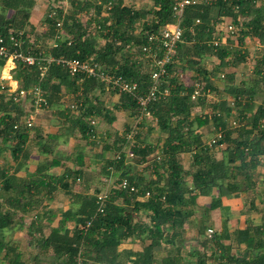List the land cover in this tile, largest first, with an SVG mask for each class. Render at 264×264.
Listing matches in <instances>:
<instances>
[{"label":"trees","instance_id":"1","mask_svg":"<svg viewBox=\"0 0 264 264\" xmlns=\"http://www.w3.org/2000/svg\"><path fill=\"white\" fill-rule=\"evenodd\" d=\"M47 1L49 12L43 20L45 33L39 37L30 23L36 0H0V37L9 49L8 54L16 50L26 54L45 50L47 53L44 56L56 60L86 61L98 65L108 74L121 75L137 82L140 87L135 93L138 95L149 92L150 67L145 71L141 48L145 44L146 32H156L160 27L174 23L173 6L176 0H151L153 5L149 10L135 9L125 5L124 0ZM63 1H67L70 11L65 10ZM235 4L239 7L237 12L222 0L213 6L196 5L185 9L182 18L184 39L178 46L175 63L169 67L164 87H160L167 89L169 95L149 104L154 118L151 121L154 123L149 125L148 119L143 118L137 125V135L133 141L127 135L136 125L141 112L133 93L121 92L118 87H106V84L94 78L71 76L63 65L56 62L50 65L43 78L37 64L16 62V68L12 71L13 80L19 83L20 89L39 86L49 108L60 103L62 88L71 91L73 99L68 110L74 115L73 129L81 134L82 140L95 142L97 139L96 125H92V121L100 118L112 124L116 120L115 112L120 108L129 112L134 118L133 124L127 127L124 135L115 138L118 155L105 168L129 171L133 164L148 163L149 156L160 150L153 159L154 166L152 163L150 165L156 168L157 176L163 177L166 182V188H159L153 182L141 186L128 176L110 191L101 189L92 195H80V206L63 213L59 227L51 228L50 235L42 237L36 234L45 227L44 213H47L48 205H44L43 197L53 195L58 185L67 190L72 186L69 180L71 184H77L80 178H84V150L79 147L74 152L78 153L77 169L68 170L59 177L49 171L60 166L65 159L60 154L56 155L53 163L48 160L42 162L37 173L27 175L25 179H19L16 173L8 174L9 165H0V230L22 224L26 216L32 219L29 225L31 245L43 248L31 257L32 264H79L77 258L80 254L83 259L81 264H155L154 249L163 240L169 239L165 227L169 225L175 230L183 227L180 220L185 215L182 207L189 190V176H192L195 186L189 197L192 202L196 197L195 190L198 194H207L212 186L222 185L225 181L228 182L227 189L222 194H237L254 188L251 186L258 180L259 168L264 167V99L258 104L254 102L259 93L264 95V55L255 68V80L248 84L240 80L239 72L226 74L230 66L244 63L245 57L239 52L238 57L234 58L233 52L225 47L215 48L212 42L215 25L222 18L236 22L251 15H254L253 18L246 24L250 28L248 34L264 42V7H257L248 0H239ZM84 13L90 14L86 20L82 18ZM13 35L20 39L19 47L10 42L9 38ZM36 38L41 42L52 39L53 45L41 44L40 49L36 41L33 42ZM212 59L219 64L215 63L209 68ZM6 62L7 57H0V72ZM186 72L194 73L192 84H186L178 76ZM222 81H226L223 91L234 98L232 105L224 98L217 104L212 103L214 100L208 101L212 94L218 96L221 92L215 83ZM195 83L203 87H199L200 96L193 99L197 89ZM2 88L0 158L2 146L8 144L16 158L18 153L24 151L29 134L34 130V126L29 127L25 122L32 111L8 100V87ZM107 88L111 96L120 95L119 102L111 108L101 100ZM33 104L31 101V110ZM74 104H77L76 110L71 108ZM197 108L203 111L209 109L211 113L197 115ZM210 124L219 128L216 142L212 144L206 143L202 134ZM144 128L148 134H164L167 137L160 138L155 146L149 144L143 147V134L140 132ZM109 143L105 144L108 149L112 148ZM222 144L230 146L226 155L217 159L213 148ZM188 153L193 154V167L186 171L179 156ZM124 180L135 185L139 192L134 194L124 190L121 187ZM103 193H108L109 200L104 213H99L97 199ZM146 193H149L148 197ZM139 196H145V200L140 201ZM92 217L95 219L86 230L66 228L70 222L81 227ZM52 220L53 214L48 221ZM235 235L236 242H245L248 249H264V223L253 233L247 230L238 231ZM135 238L151 243L143 253H127L126 257L116 254L123 243ZM260 252L252 253V258L242 264H264V253ZM3 254L5 259L1 258ZM0 264L27 262L18 249L0 241Z\"/></svg>","mask_w":264,"mask_h":264},{"label":"crops","instance_id":"2","mask_svg":"<svg viewBox=\"0 0 264 264\" xmlns=\"http://www.w3.org/2000/svg\"><path fill=\"white\" fill-rule=\"evenodd\" d=\"M36 2V6L32 11L30 23L36 29L38 36L41 37L42 34L45 33L43 20L45 15L49 12V3L47 1L43 9V3H40L42 0H36ZM63 2L65 3V10L70 11L71 8L67 1ZM124 2L125 5L134 7L135 9L140 8L134 6L133 3H127V0H124ZM82 15L88 19L90 14L84 13ZM227 19L228 18H226V21H228ZM251 19L249 17L245 25L249 23ZM222 21L223 20L220 22ZM217 25L218 23L215 25L214 33L216 32ZM249 32L250 28L246 27L238 39H228L225 44L222 45V47H225L227 50L233 53L238 51L240 55L245 57V64L241 63L236 67L230 66L226 74L238 72V69H241V67L243 68V65L250 68L249 65H251V62L259 64L262 60L264 48H261V46H264V42L259 37H252V35L248 34ZM34 41H36V46L39 48L41 44L53 45L52 39L41 42L39 38H36L33 39V42ZM42 51L44 55L47 53L45 50ZM211 61L219 64L215 59ZM8 63H10L9 67ZM15 68L16 64L7 60L0 72V80H2L0 88L3 89L2 87H8L7 92H9V90L14 92L17 88H20L19 83L12 78V71ZM5 70L8 71L6 75ZM250 72L249 74L253 76L251 80H255V70H251ZM1 73L3 74L2 76ZM189 73L195 76L193 72ZM221 74L225 73L222 72ZM242 76L243 73H240V80L247 81L248 84L251 82V80H246V78ZM180 79L183 80V74H181ZM225 82L215 83L217 87H220L219 89L221 92L217 94L218 96H216V93L212 94L208 101L214 100L212 103L217 104L221 98H224L230 105L234 103V98L223 91L226 87ZM7 94L9 100L10 94ZM61 96L63 97L60 103L50 108L37 109L33 104L34 108L31 110V99H23L18 103L23 108L32 111L30 116L34 118V130L29 134V140L24 146V151L18 153L16 158H14L13 151L10 150L9 144L2 146L3 152L2 158H0L2 159V164L0 163L2 167L6 164L9 165L7 166L10 167L7 170L8 174L12 175L16 173L19 179H25L27 175L36 174L42 162L48 160V162L53 163L52 161L57 157L56 155L60 154L61 158L64 157L65 159L62 160L60 166L51 168L49 171L53 176L59 177L68 170L77 169L76 160L78 158V153L74 154V152L76 148L79 147L84 150V178H80L77 184H71L69 180L70 185H72L70 189L68 188L69 190H64L62 186L58 185L57 191L53 195L43 197L44 205H48L47 213H44V215L46 214V218L43 222L45 227L42 232L36 234V236L41 235L42 237H48L51 228L59 227L63 218V213L80 206L81 202L78 201L80 195H92L96 190L100 191L101 189L110 191L111 188H115L118 185L121 179L127 178L128 176L133 178L134 181L139 182V184L141 183V186L153 182L159 188H166V182L163 180V177L157 176L156 168L153 167L154 165L152 163L154 161L153 159L159 155L160 150H156L149 156L148 163L133 164L129 171L124 169L117 171L110 167L105 168L108 166L109 162L114 160L116 155H118L115 138L124 135L127 127L133 124L134 118L129 112L120 108V110L115 112L116 120L112 124L100 118L96 119L95 127L98 134L97 139L95 142L91 140H82L81 134L73 129L72 118L74 115L68 110L70 109V102L73 99V95L71 91L68 92L66 88H62ZM262 99H264V95L259 93L254 99L255 104L260 103ZM101 100L111 108L113 104L119 102L120 95L111 96L107 88V90L102 93ZM210 113L209 109L205 111L201 108L196 109L197 115ZM233 114L237 113L234 112ZM203 130H205L202 131L203 140L206 143L212 144L213 140L217 139V131H219V128L210 124L209 127H205ZM140 133L141 135L143 134V147L149 144L155 146L160 138L167 137L164 134H148L146 128L142 129ZM109 142L112 144V148L110 149L105 145ZM160 144L162 145V142H160ZM45 146H47V148ZM229 146V144L216 146L213 148V154L217 159H221L226 155ZM262 158H264V156ZM179 159L186 171H189L193 167V154H181ZM258 173L257 182L253 183L254 185L251 186L254 188H250L246 192L230 195L222 194V192L227 189L228 182L225 181L221 183L222 185L216 184L217 186H212L210 192L207 194H198L199 192L195 190L194 194L196 197L193 202L189 197L191 191L195 189V186L192 176H189L187 178L189 190L185 194L186 202L182 207V211L185 212V215L180 220L183 227L177 230L171 229L169 225L165 227L169 239L166 238L165 241L163 240V242L154 249L155 264H166L167 262L172 264H242L252 258V253L258 251L264 253V249H248L245 242H236L235 235L238 231L245 232L248 230L250 233H253L257 228L262 227L264 223V167L259 168ZM143 197L145 196H139V200L144 201L145 198ZM52 214L53 220L49 222L48 219ZM23 219L24 222H22V224H16L9 229L0 230V241L9 243L12 247L18 249L23 254L24 261H26L27 264H32L31 257L37 255L43 248L36 246V244L31 245L30 241L32 238L29 233V225L32 219L27 216ZM66 228L77 230L80 229V225L70 222L67 224ZM209 230H213L211 236L209 235ZM242 238L245 239L244 237ZM150 243L149 240L142 241L135 238L123 243L119 249L116 250V254L118 253L120 256L126 257L127 253H143L145 250L144 248ZM2 246L4 245L2 244ZM1 258L5 259L4 254ZM3 259L1 260L3 261ZM130 259L133 258L130 257Z\"/></svg>","mask_w":264,"mask_h":264},{"label":"built area","instance_id":"3","mask_svg":"<svg viewBox=\"0 0 264 264\" xmlns=\"http://www.w3.org/2000/svg\"><path fill=\"white\" fill-rule=\"evenodd\" d=\"M219 0H176L173 6V19L174 23L164 25L160 27V30L156 32H146V40L145 44L141 48L142 58L141 60H145L148 62L150 67V77H149V92L144 95H138L135 93L137 91V87H140L139 84L135 81H130L124 78L121 75H111L104 71H102L98 65L90 64L86 61L80 60H65L60 59L56 60L53 57H45L43 53H33L29 51L26 53H21L19 51H15L12 54H8V47L5 45V41L0 37V57H7L9 62H22L28 65L37 64L39 66L41 78H43L50 65L53 63H58L64 66V68L68 71L71 76L82 75L88 78H94L102 83L106 84L108 87H118L121 92H129L133 93L134 97L137 99V103L141 108L140 118H138L136 125L133 127L131 132L127 135L130 141H133L135 136L137 135V125L143 118L154 120L152 114L149 111V104L151 102H155L161 98H165L169 95V91L167 89L163 90L160 87H164L165 79L169 75V67L173 63H175L177 59V50L180 43L183 42L184 39V28L182 27V18L184 11L189 6L196 5H209L213 6L218 3ZM226 4L232 5L234 7L235 12L239 10V7L235 4L239 0H222ZM255 4V6L264 7V0H248ZM222 22H219L216 27V32L213 35V45L215 48L222 47L225 44L226 40L233 39L236 40L241 36L243 30L246 29L245 21L246 19L240 18L236 22L235 21H226L225 18L222 19ZM199 23V21H197ZM60 26V24H58ZM10 42L15 47L20 46V39L15 35L10 36ZM264 48V46H261ZM180 77L181 74L179 73ZM224 77V75H222ZM31 89H20L17 88L14 92L9 90L10 99L18 104L23 99H31L34 103V106L37 109L47 108L45 99L43 98V92L39 88V86H33ZM194 87H197L192 98L200 96L201 92L199 87H203L201 84L196 83ZM209 95V94H208ZM73 110L77 109V104H74L71 107ZM32 116L26 119V124L29 127L33 126ZM92 125H96L95 121L91 122ZM214 140L212 143H215ZM133 157V154H130ZM121 187L124 190H129L131 193L137 194L139 189L135 185H130L127 180L122 182ZM146 197L149 196V193H146ZM109 200L108 193H103L98 196L97 205L99 213H104L106 203ZM95 217H92L87 221L86 224L80 227L81 230L88 229L92 221ZM213 234V230H209V235ZM81 254L77 258V262L79 264L82 263Z\"/></svg>","mask_w":264,"mask_h":264},{"label":"rangeland","instance_id":"4","mask_svg":"<svg viewBox=\"0 0 264 264\" xmlns=\"http://www.w3.org/2000/svg\"><path fill=\"white\" fill-rule=\"evenodd\" d=\"M46 2H47V0H42V2H40V3H43V9H44V4H46ZM127 3H129V4H134V6H136V7H140L139 9H142V8H144L145 10H149V9H151V7H152V5H153V1H151V0H127ZM40 10V9H39ZM252 16L253 15H251L250 16V19L252 18ZM83 18V20H86L87 18L85 17V16H83L82 17ZM244 19H246L245 21H248V18H244ZM238 51H235L234 52V54H235V56H234V58H236V57H238ZM215 63L216 62H209V64H208V67L209 68H212L214 65H215ZM144 64H145V67H144V69H145V71H148L149 70V64H148V62H144ZM245 64V63H244ZM206 65H207V63H206ZM250 66V68H248V66H246V65H243V68L241 67V69H238L239 71V74L240 73H243V78H246V80H251L252 79V75H250L249 73H251L250 71L252 70V71H254L255 70V68H256V66H257V64H256V62H251V65H249ZM249 74V76H248V74ZM6 74H7V72H6ZM5 74V75H6ZM3 74L1 73V76H2ZM183 82H185L186 84H192L193 83V81H192V74L191 73H189V72H186V73H184L183 74V80H182ZM226 83V82H225ZM196 84V83H195ZM0 85H2V80H0ZM202 85V84H201ZM263 89H264V87H262ZM260 101V100H259ZM254 110H255V108H254ZM32 120H33V125H34V118H32ZM147 121H149V125H151V123H154V122H152L151 121V119H148ZM48 259H50V258H48ZM48 263V262H47ZM46 264V263H45Z\"/></svg>","mask_w":264,"mask_h":264}]
</instances>
